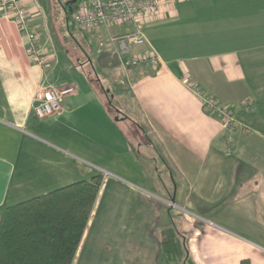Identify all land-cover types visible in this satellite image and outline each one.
Returning a JSON list of instances; mask_svg holds the SVG:
<instances>
[{
  "label": "crops",
  "instance_id": "1",
  "mask_svg": "<svg viewBox=\"0 0 264 264\" xmlns=\"http://www.w3.org/2000/svg\"><path fill=\"white\" fill-rule=\"evenodd\" d=\"M23 3L31 11L36 56L24 30L0 10V205L102 174L72 264H157L161 239L175 225L197 264H264V0H166V16L145 26L151 45L134 50L154 49L160 64L128 69L111 57L108 41L125 27L88 32L97 38L96 64L76 49L56 47L44 15L30 9L34 1ZM94 66L126 75L119 83L130 88L132 104L126 102L145 124L152 141L144 145L155 154L125 142L103 121L95 128L91 102L99 101L102 111L109 105L92 87L99 88ZM64 82L77 91L50 116L62 130L53 143L35 131L42 118L33 100L42 88ZM201 93L231 106L235 123L227 127ZM106 114L101 119L111 120ZM95 134L114 142L106 147L120 156L113 167L90 158L92 145L104 143ZM158 158L175 180L156 184L167 195L148 172L151 188L136 177Z\"/></svg>",
  "mask_w": 264,
  "mask_h": 264
},
{
  "label": "trees",
  "instance_id": "2",
  "mask_svg": "<svg viewBox=\"0 0 264 264\" xmlns=\"http://www.w3.org/2000/svg\"><path fill=\"white\" fill-rule=\"evenodd\" d=\"M78 1L68 2V26H75L71 16ZM94 70L92 79L108 93L95 66ZM102 182V174H96L11 205H0V264H72ZM157 264H197L186 235L176 225L161 239Z\"/></svg>",
  "mask_w": 264,
  "mask_h": 264
},
{
  "label": "built area",
  "instance_id": "3",
  "mask_svg": "<svg viewBox=\"0 0 264 264\" xmlns=\"http://www.w3.org/2000/svg\"><path fill=\"white\" fill-rule=\"evenodd\" d=\"M165 3L166 0H79L72 13L71 23L86 32L98 28L109 31L114 26L125 27L127 31L124 33L109 35L111 57L118 60L125 69L140 64L155 66L160 63V58L154 49L135 53L133 47L151 45L145 33V26L166 16L162 11ZM0 10L4 15L12 17L24 30L29 38V52L36 56L37 37L29 27L31 11L24 6L23 0H0ZM101 46H104L103 42ZM76 91V87L68 82L57 88H42L33 100L36 115L45 118L60 114L64 110V97ZM201 94L205 106L214 109L227 127L235 123L231 106L217 104L208 94Z\"/></svg>",
  "mask_w": 264,
  "mask_h": 264
},
{
  "label": "rangeland",
  "instance_id": "4",
  "mask_svg": "<svg viewBox=\"0 0 264 264\" xmlns=\"http://www.w3.org/2000/svg\"><path fill=\"white\" fill-rule=\"evenodd\" d=\"M33 1L34 4L30 6V9H34V8L38 9L42 13V15H44L45 19L47 20V26H48L47 28L49 29V32L51 31V35L54 40V45L56 47L58 48L62 47L65 48V50L68 49L71 51L76 49L78 53H80L78 56L82 58L87 55L86 54L87 51L89 55L93 58L94 62L98 64V60L96 58L97 50H98L97 38L94 37V41H93L92 40L93 35L91 33L84 32V30L79 29L77 26L76 27L72 25L68 26L66 8L68 7L69 0H33ZM136 48L137 47H133V50H135ZM81 66L83 65H78L76 66V68ZM96 69L98 73L101 75V78L103 79L104 87L108 90V94L106 95L105 92L95 87V85L92 87H94L95 93H101L105 96L104 103L106 102L105 105H109L108 107L105 108V111L106 112L109 111L110 116L112 115V118L111 120L101 119L102 112L103 114H105L106 118L108 115L104 110L102 111V107L101 108L98 107L99 101L97 103L91 102L90 105L93 106V115H91V117H93L95 121V128H99L101 122L103 121L105 125L111 128L113 131H116V129H118L120 133L116 135L123 136L125 142L127 141L133 142L135 144H138L140 142L142 143L143 153L145 154L147 153V155L152 153L155 154V150L150 145L148 147L144 145V143L148 144V140L152 141V139L150 136L149 138L147 135L146 132L147 128L145 127V124L139 119V116L135 113L134 109L131 108L132 98H131L130 88L126 84L119 83L120 77H122V79H126V75L123 72H120L116 68L110 70L108 74H104L103 71L101 72V70L97 67ZM109 80L110 82L112 81V86H109L110 84ZM127 100L131 101L130 106L127 104L126 102ZM40 120H42V125L39 124V129L35 131L38 134L43 135L44 138L50 139L52 140L53 143H55L56 142L55 133L58 136L59 135L58 131L62 132V130L60 129V125L56 123L58 121H56L54 118H51L50 116L42 118ZM40 130H42V133ZM94 136L96 137L97 140L102 141L106 144L101 143V146L97 144L96 145L93 144L91 149L89 150L90 158L97 164L101 163L103 165H108L109 167H113L112 164L115 161L117 162L118 157L120 156L111 153L106 147L110 146V144L114 142H110L112 140H110V137L106 135L95 134ZM103 144L105 145V147L103 146ZM114 150L117 153L119 152L117 151L119 149L116 150L115 148ZM121 159H123V161H129L128 163L132 164L131 158L122 157ZM146 163L147 165L143 166L146 168L145 172L143 171L141 172V174L136 175L137 178L143 179L141 181L142 184L151 188L150 185L144 180L146 178V173L148 172L147 177L150 181H154L155 186L156 184L162 186L164 183L173 185L172 182L175 180L172 176H170L171 172L168 171V169L161 161V159L158 158V161H153L148 159ZM131 178H133V174ZM63 185L65 184L56 183L53 184V186L43 188L42 194L50 190H53L55 188L61 187ZM152 189H154V187H152ZM157 190L160 193L167 195L166 193L167 191L165 192L163 189L160 190L158 189V187ZM27 197L29 198L33 196L31 194L30 196ZM161 206L169 207L168 205L163 206V204ZM170 206L172 205L170 204ZM172 207L174 209L177 208L175 206Z\"/></svg>",
  "mask_w": 264,
  "mask_h": 264
},
{
  "label": "water",
  "instance_id": "5",
  "mask_svg": "<svg viewBox=\"0 0 264 264\" xmlns=\"http://www.w3.org/2000/svg\"><path fill=\"white\" fill-rule=\"evenodd\" d=\"M73 1H75V0H73Z\"/></svg>",
  "mask_w": 264,
  "mask_h": 264
}]
</instances>
